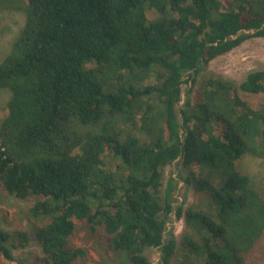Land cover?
Here are the masks:
<instances>
[{
	"label": "trees",
	"instance_id": "16d2710c",
	"mask_svg": "<svg viewBox=\"0 0 264 264\" xmlns=\"http://www.w3.org/2000/svg\"><path fill=\"white\" fill-rule=\"evenodd\" d=\"M4 11L23 24L0 56V202H30L42 225L0 228V257L37 246L34 264H77L84 221L128 254L113 264H152L153 249L158 264H250L264 178L243 165L264 167V68L197 76L264 39V0H0ZM179 183L198 204L176 205Z\"/></svg>",
	"mask_w": 264,
	"mask_h": 264
},
{
	"label": "rangeland",
	"instance_id": "374dc122",
	"mask_svg": "<svg viewBox=\"0 0 264 264\" xmlns=\"http://www.w3.org/2000/svg\"><path fill=\"white\" fill-rule=\"evenodd\" d=\"M149 17H156L155 11L149 13ZM23 24V16L16 11H4L0 14V56L6 52L17 35V32ZM264 68V39L253 38L248 40L234 51L223 55L214 60L210 66L200 73L197 78L200 81L201 77L209 72L222 75L232 81L241 82L251 71ZM199 84L195 87L193 99H196ZM190 89V83L183 85V101L187 97V92ZM196 93V94H195ZM8 98V93L0 91V105L4 104ZM183 104V102L181 103ZM260 173L264 178V167L256 163L246 161L243 165V174ZM169 175L177 176L176 166L169 168ZM178 202L176 205L186 202L189 204H198L201 198L196 196L191 190L187 189L184 183L178 184L176 191ZM30 202H23L14 196L5 195L0 202V228L13 230L17 227L26 228L30 231L41 226L40 220H37L29 212ZM169 230H173L177 237H180L184 232V222L177 221L172 215L171 221L168 224ZM70 242L75 246L84 247L88 251V258L83 261H78L77 264H113L119 261H128L127 253H116L109 249L105 236L98 233H91L86 222H77L74 235L70 238ZM30 252V254H28ZM152 264H158L160 251L153 249L149 251ZM41 255L40 248L32 246L25 250L14 251L15 261L6 260L0 257V264H34L33 261L27 260L32 255ZM29 259V258H28ZM250 264H264V239L254 253Z\"/></svg>",
	"mask_w": 264,
	"mask_h": 264
}]
</instances>
